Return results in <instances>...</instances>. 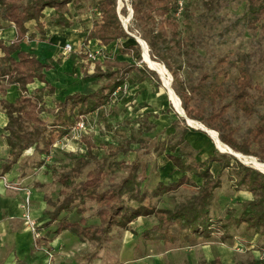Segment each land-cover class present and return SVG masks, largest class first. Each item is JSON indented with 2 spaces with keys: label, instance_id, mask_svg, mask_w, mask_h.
<instances>
[{
  "label": "trees",
  "instance_id": "obj_1",
  "mask_svg": "<svg viewBox=\"0 0 264 264\" xmlns=\"http://www.w3.org/2000/svg\"><path fill=\"white\" fill-rule=\"evenodd\" d=\"M243 1L245 9L239 20L248 28H258L264 41V0ZM188 2L186 0L180 15L176 16L177 0H128L132 14L124 29L117 11V0H0V28L13 25L16 30L14 40L9 43L0 41V94H4L10 85H15L18 89V96L13 102L0 99L1 108L7 117L2 130L9 149L8 158L0 164V176L9 172L28 150L43 158L49 155L56 141L67 134L80 118L104 106L110 100L112 92L124 82L131 86L149 78L161 87L157 74L141 62L138 43L122 44L127 39H132L130 32L134 29L146 43L150 55L162 62L171 73V87L184 114L216 131L220 142L232 151L264 162V87L259 88L256 93L252 92L257 88L249 67L244 63L235 64L222 56L217 59L216 74L225 77V66L235 67L238 76L232 86L213 83L205 89L200 82L187 90L182 87L178 73L172 69L166 57L167 51L178 45L179 26L185 17H189ZM69 4L74 7L85 4V7L94 12L95 17L84 35L81 51L93 40L104 47L118 46L116 54L128 59H114L111 55H105L106 51L94 61H89L82 55L86 59L80 69L82 90L67 94L49 109L41 103L43 89H36L31 93L27 91V85L35 80L45 83L46 89H52L45 80V71L51 69L52 64L41 60L34 52L22 46L26 34L24 24L34 20L39 40H43L42 10L52 8V23L68 27ZM90 63H93L91 71L88 69ZM206 78L203 75L200 80L204 81ZM193 95L205 96L211 103L216 100L224 102L210 110L194 108L192 102L197 98L193 100ZM230 105L234 111H241L247 117L255 116L253 124L239 137L236 136V126L226 114ZM166 111H172L171 107ZM174 115L176 118L170 123L174 133L158 149L159 153L168 151L167 159L181 176L177 181L166 185L157 182L151 194L157 197L159 189L167 192L183 185H192L193 174L202 180L193 196L172 208L156 209L150 203H141L147 194L137 191L139 181L133 173L138 169L137 163L130 166L131 173L120 183L103 189L105 168L123 166L124 162H109L105 165L104 158L87 169L83 179L75 181L80 176L81 166L91 160L90 157L79 158V164L60 171L57 177L61 186L59 195L63 196L52 203L53 209L47 213L48 223L55 222L53 233L68 230L81 240L89 239L101 245L112 229H127L139 216H155V223L138 233L141 239L151 238L174 245L198 236L208 237L214 232H221V239L227 240L232 237L231 226L235 228L239 225H243L251 237L264 238V173L242 164L234 156L224 152L214 151L196 161L194 151L185 139L188 132L185 120L175 112ZM121 151L124 149L119 145L108 156ZM212 165L217 167L215 173L211 171ZM38 166L47 167L43 159ZM224 180H228L233 189L249 192L252 198L241 203L234 213L227 212L223 218L211 217L209 212L214 192L222 186ZM124 195L133 199L135 205H129ZM86 200L94 201L97 205L98 223H86L82 207ZM61 212H74V215L72 218H58ZM208 264L221 263L219 259H214Z\"/></svg>",
  "mask_w": 264,
  "mask_h": 264
},
{
  "label": "rangeland",
  "instance_id": "obj_2",
  "mask_svg": "<svg viewBox=\"0 0 264 264\" xmlns=\"http://www.w3.org/2000/svg\"><path fill=\"white\" fill-rule=\"evenodd\" d=\"M85 6L81 11V13L84 12L87 15V20L85 19V22L83 20L81 21L83 27L89 25L95 17L94 12ZM130 9L128 0H117V11L121 23H124L126 28L131 18H129ZM244 9L245 2L243 0H189V17H185L179 26L177 37L179 41L178 45H175L172 50L166 53L172 69L180 77L183 88L188 90L191 86L200 82L203 83L205 89L213 83H222L228 87L232 86L238 76L235 67L225 66L227 71L225 77L216 74V62L222 56H225L227 60L235 64L244 63L249 67L254 79V85L257 88L252 92L256 93L259 88L264 87V41L258 28H248L242 20H239ZM130 35L132 39H127L122 42L123 45L135 44V37L142 39L135 29L130 32ZM117 48L118 46L115 45L107 51L105 50V55H111L114 59L119 60L128 59L125 56L116 54ZM83 55L86 56V54ZM159 63L163 64L162 62ZM167 72L170 75V88L173 91L171 87L172 76L168 70ZM203 75H206L207 78L201 81L200 78ZM157 77L159 79L158 75ZM159 81L161 83L159 95L165 98L166 103L164 109L167 108L168 110L169 106L172 111L170 113L168 111L164 113L161 110L156 114L154 113L153 115L157 124L148 121L144 114L143 116H138L142 112L135 104H130L125 107L105 104L96 114H87L85 116L89 125L92 127L91 131L83 134L78 140L68 139L66 141L63 137L69 132L65 134L61 139L56 141L62 143V146H54L55 142L51 147L50 152L52 156L49 160L32 151L25 155L20 163L22 166H17L16 171L19 173V179L26 177L25 182L30 179V181L26 182L27 185L36 184L33 179L35 176H33L34 168H38L39 162L43 159L45 165H47V171L41 168L43 169L41 170V176L43 180L46 179V176L50 179L49 182L44 184V192L48 195L51 193H57L59 195L61 186L57 182V177L60 171H65L79 164V158L86 159V157H90L91 160L86 165L81 166L80 176L75 180L79 181L83 179V175L87 169L93 167L96 162L106 158L105 165L106 163L116 161H123L124 165L105 168L103 189L113 187L120 183L131 173L130 166L133 163H137L138 169L133 172L136 174V180L139 181L137 191L138 193L144 192L147 194L142 200V204L150 203L156 209L172 208L176 204L188 200L198 191L196 187L202 184V180L193 174L191 175V183L195 186L183 185L167 192L159 189L157 197H153V194H151L157 182L166 185L167 183L177 181L181 176V173L171 168L170 164L172 163L166 157L168 151L165 150L159 153L158 149L172 134H166L165 131H158L155 127L159 126V129H164L163 127L167 123V116H171L173 112L176 113L174 106L166 95V89L162 81L160 79ZM153 86L156 87L155 84ZM174 94L176 95L175 92ZM196 98L197 100H195ZM192 99L195 100L192 102L194 108L207 110L213 107L216 108L224 102L216 100L212 104L205 96L196 95H193ZM226 114L232 119L233 125L236 126L237 137L241 136L255 120L254 115L247 117L241 111H234L232 105L227 107ZM107 119L111 123L107 122ZM187 123L185 121L189 132L187 138L192 144L190 145L194 151L196 161L200 158L202 159L207 154H212L214 151L222 152L214 147L213 140L205 132H202L200 127H196L195 125L193 127ZM119 145L123 147L124 151L108 156V153L114 151ZM239 154L244 157H237L236 159L239 162L264 173V168L257 167L254 163L250 162L251 158L258 161L255 157ZM60 167L62 169H59ZM51 170L54 171L48 175V171ZM216 170V165H212L211 171L215 173ZM14 186L16 187V185ZM251 198L252 195L249 192L243 189H233L229 181L224 180L222 186L214 192L213 204L210 208L209 215L211 217L223 218L227 212L234 213L240 207L241 203ZM124 199L129 205H135L136 203L133 199L127 197V195H124ZM82 207H84L83 213L87 222L96 221L95 223H98L96 216L97 205L95 202L86 200ZM73 213L68 212L71 215H74ZM139 217H143V220L136 218L132 222L138 220L137 223L132 224L131 222L127 229L131 230L138 226L141 221L143 223L144 221L147 222L149 225L147 226L151 227L156 221L155 216ZM127 229H112L107 238L104 239L105 241H102L101 245H104V247L108 245V248L111 249L110 251L114 253V251L118 250L123 232ZM230 232L232 233V237L227 240L221 239V232H214L208 237L198 236L197 238H192L188 242L181 243L182 245L192 246L190 249L191 252L186 253L185 256L181 252L182 254H177L174 257L177 258V262L181 261L180 264H186L184 262L185 258L190 261L196 260L198 264H208L211 257L213 260L216 258L222 260V264H264V238L251 237L250 233L244 230L243 225L235 228L231 226ZM137 237L140 238L138 234ZM149 240L155 239L150 238ZM104 253H108V250L105 249L104 252H101L102 261L106 256Z\"/></svg>",
  "mask_w": 264,
  "mask_h": 264
},
{
  "label": "crops",
  "instance_id": "obj_3",
  "mask_svg": "<svg viewBox=\"0 0 264 264\" xmlns=\"http://www.w3.org/2000/svg\"><path fill=\"white\" fill-rule=\"evenodd\" d=\"M84 6L85 4H78L74 7L73 4H69L70 25L68 27L53 24L51 17L54 14V10L48 7L44 8L41 19L44 29L43 40H39L34 20H29L24 24L26 34L22 46L34 52L41 60L52 64V68L45 71V80L52 88L51 90L44 87L45 83L37 80L27 85L28 93L36 89H43L41 103L46 108H53L67 94L81 91L83 88L80 69L86 59H83L82 55L85 53L81 49L83 48L84 35L91 26V23L84 27L81 25L82 20L84 22L85 19L87 20V15L84 12L81 13ZM15 37L16 30L13 25H6L0 28L1 42L9 43ZM64 43L72 45L73 50L68 54H64L61 50ZM98 46L97 42L90 40L85 47L93 49ZM103 48L104 51L110 49V47L104 46ZM92 68L93 63L88 64L89 71ZM154 84L156 85L149 78L135 85L130 86L128 84L129 92L126 96L119 95L117 100H109L106 104L109 106L121 105L122 107L135 104L142 112L138 116H143L144 114L148 121L157 124L153 114L161 110L165 113L167 108L164 109L165 98L159 95L160 86L156 85V88L153 86ZM17 96V86L10 85L6 88L4 94H0V99L3 98L7 102H13ZM98 110L90 114H96ZM170 112L168 111V113ZM175 118L173 112L171 116H167V123H165L164 129H159V126H156V130L165 131L166 134H173L174 129L170 127V123ZM106 121L111 123L108 119ZM6 123L7 117L0 105V164L9 155V149L2 130ZM187 134L189 132L186 133L185 139ZM186 140L191 144L188 138ZM29 152L30 150L26 151L23 157ZM23 157L3 176L9 183L16 185V188L26 186L30 188V214L36 220L41 231V237L38 240H34L29 229L23 224V209L21 207L24 198L23 190L8 188L0 181V264H180L181 261L177 262V258L174 256L179 255L181 252L185 256L186 253L191 252L192 246L189 245L178 243L170 245L161 241L137 237L136 234L149 228L148 223L145 221L144 223L141 221L138 226L123 232L118 250L114 251V253L110 251L111 249L108 248V245L104 247V245H98L93 240H81L68 230H62L56 234L53 233L55 222L48 223L47 213L52 211V203L61 199L62 195L57 193L48 195L44 192V184L50 181L47 176L44 180L41 176V170L47 171L46 166L34 168L33 176H35L33 179L36 184L27 185L26 182L30 181V179L25 182L26 177L19 179V173L16 170L17 166H22L20 163ZM170 166L175 169L172 164ZM47 174L50 175L51 171H48ZM63 216L66 218L73 217L71 214L61 212L58 218ZM137 219L143 220V217ZM138 220L135 222L137 223ZM95 222H87L86 220V223ZM135 222H132V224ZM133 232L136 234L134 235ZM43 249H47L52 254L50 259L46 256ZM105 249L108 250V253H104L106 256L102 261L101 252H104ZM211 260H213L212 257ZM195 261L185 258L184 262L186 264H198ZM220 263L222 264V260H220Z\"/></svg>",
  "mask_w": 264,
  "mask_h": 264
},
{
  "label": "built area",
  "instance_id": "obj_4",
  "mask_svg": "<svg viewBox=\"0 0 264 264\" xmlns=\"http://www.w3.org/2000/svg\"><path fill=\"white\" fill-rule=\"evenodd\" d=\"M185 3H186V0H177V8H176V12H175L176 16L180 15ZM126 22H128V21H126ZM123 27H124V29H126L125 24ZM61 50L63 51L64 54H68L73 50L72 45L70 43H64ZM83 52L86 54L87 59L89 61H94L98 57H101L103 55L104 48L101 45H99L98 47L93 48V49L85 47ZM128 92H129L128 84L126 82H124L122 85L117 87L115 91L112 92L110 100L111 101L117 100L119 95H126ZM91 128L92 127L89 125L86 117L80 118L75 123V125L73 127H71L69 133L66 136H64L63 138L66 141L68 139L78 140L83 134H87L89 131H91ZM58 145L62 146V143L56 142L54 144V146H58ZM51 156L52 155L50 152V154L47 155L45 159L49 160L51 158ZM0 180L8 188L23 190L24 198H23V201L21 203V207L23 209L22 221H23V224L25 225V227L27 229H29V231L33 235L34 240H38L41 237V231L38 228L36 220L34 218H32L31 214H30V196H31L30 188H28V187L16 188L14 185L9 184L7 179L3 175L0 176ZM43 250H44L46 256L50 259L52 257V254L47 249H43Z\"/></svg>",
  "mask_w": 264,
  "mask_h": 264
},
{
  "label": "bare ground",
  "instance_id": "obj_5",
  "mask_svg": "<svg viewBox=\"0 0 264 264\" xmlns=\"http://www.w3.org/2000/svg\"><path fill=\"white\" fill-rule=\"evenodd\" d=\"M138 40H139L140 44L142 45V59H143L142 62H144L149 68L154 70L159 75V77H160V79H161V81H162V83L166 89V93H167L166 95L168 96L170 102L172 103V105L174 106V108L178 112L182 113L181 107L179 105V99L170 88V75L168 74L165 66L163 64L157 62L156 60H154L150 56V54L148 52V47L142 39L138 38ZM187 122L189 125H192V126L195 125L196 127L198 126L202 129H204L206 131V134L213 140L214 147L216 149H218L219 151H222V152H232V150L228 146H226L225 144L220 142V140L217 137V133L214 130L208 129L204 125L200 124L199 122L191 120L189 118H187ZM235 155L239 158H244L239 153H235ZM250 162L254 163L257 167L264 168V163H260V162L256 161L255 159L251 158Z\"/></svg>",
  "mask_w": 264,
  "mask_h": 264
},
{
  "label": "water",
  "instance_id": "obj_6",
  "mask_svg": "<svg viewBox=\"0 0 264 264\" xmlns=\"http://www.w3.org/2000/svg\"><path fill=\"white\" fill-rule=\"evenodd\" d=\"M131 14H132V10L130 9V14H129V18L131 17ZM122 25L124 26V23H122ZM134 37V36H133ZM135 39H136V42L138 43V45L140 46V49H141V55H142V45L140 44V42H139V40H138V37H135ZM142 58H141V62H142ZM147 66V65H146ZM147 68H149L148 66H147ZM150 70H152L151 68H149ZM152 71H154V70H152ZM155 72V71H154ZM156 73V72H155ZM157 74V73H156ZM158 75V74H157ZM159 76V75H158ZM159 79H160V77H159ZM161 80V79H160ZM179 105H180V101H179ZM181 107V106H180ZM181 110H182V113H180V112H178L176 109H175V111H176V113L179 115V116H181L182 118H184V120L187 122V117H186V115L184 114V111H183V109L181 108ZM188 124V123H187ZM200 130H202L203 132H205L206 133V131L204 130V129H202V128H200ZM226 153H228V154H230V155H232V156H234L235 158H237V156L235 155V153L236 152H234V151H232V152H226Z\"/></svg>",
  "mask_w": 264,
  "mask_h": 264
}]
</instances>
